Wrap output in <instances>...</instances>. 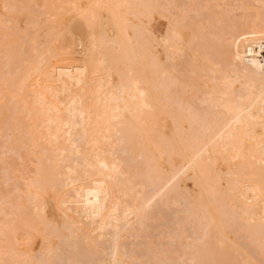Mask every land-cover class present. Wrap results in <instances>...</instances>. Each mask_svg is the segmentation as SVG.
I'll return each mask as SVG.
<instances>
[{
  "label": "bare ground",
  "instance_id": "6f19581e",
  "mask_svg": "<svg viewBox=\"0 0 264 264\" xmlns=\"http://www.w3.org/2000/svg\"><path fill=\"white\" fill-rule=\"evenodd\" d=\"M245 1L0 0V264H264Z\"/></svg>",
  "mask_w": 264,
  "mask_h": 264
},
{
  "label": "rangeland",
  "instance_id": "374dc122",
  "mask_svg": "<svg viewBox=\"0 0 264 264\" xmlns=\"http://www.w3.org/2000/svg\"><path fill=\"white\" fill-rule=\"evenodd\" d=\"M73 1H74L75 3H78L80 0H73ZM233 1H234V0H233ZM242 1H244V0H242ZM246 1H247V0H246ZM246 1H245V2H246ZM235 2H236V1H235ZM233 3H234V2H233ZM237 3H239V2H237ZM241 3H242V2L240 1V4H241ZM245 4H246V3H244V5H245ZM233 5H234V4H233ZM235 5H236V4H235ZM237 5H238V4H237ZM0 8H1V6H0ZM235 10H236L235 12L230 11V12H228L227 14H228V15H230V14H231V15H235V14H237V12H238V13H239L238 16H241V11L239 12L240 9H238V10L235 9ZM202 12H203V13H202V15H203L205 11H202ZM26 14H27V15H26ZM10 15H11V16H15V15H16V16H17V20H18L19 24H20L22 27H24V26H28V25H26V24L24 23V22L27 23V21H29V18H25L26 16L29 15L28 12H26V11L23 10V11H21L20 13H19V12H16V13H14V14H10ZM29 16H30V15H29ZM235 16H236V17H235ZM235 16H234L235 18L238 17L237 15H235ZM24 18H25V19H24ZM238 19L240 20L241 17H239ZM24 20H27V21H24ZM23 21H24V22H23ZM161 22H162V23H161ZM154 23H155V25L157 26V28H158L159 30H161V29H164L163 25L165 26V24H166V19H165V18H162V17H157V18L155 19ZM23 24H25V25H23ZM47 24H48V25H47ZM50 24H51V23H47V22H46V24L43 23V25H42L43 29L45 28V29H47V30H50V32H51L52 30H51V29H48V28L50 27ZM25 28H26V27H25ZM160 28H161V29H160ZM47 30H45V31H47ZM45 31H44V32H45ZM45 37H46V36H45ZM48 37H49V36H48ZM42 38H43V37H42ZM49 38H50V37H49ZM46 39H47V38H46ZM42 40H43V41H42ZM40 41H42L43 44L46 43V42L44 41V39H41ZM46 41H47V40H46ZM48 41H49V40H48ZM48 41H47V42H48ZM192 88H193V87H192ZM190 89H191V88H190ZM193 89H194V88H193ZM196 90H197V89H194V91H196ZM191 131H192V130H191ZM0 147H2V144H0ZM1 149L4 150L3 148H1ZM1 149H0V151H2ZM2 153H3V151L0 152V154H2ZM3 156H5V154L0 155V157H3ZM16 159H17V158H15V159L12 161L13 163L15 162V163H14L15 166H16V164L18 163V159H17V160H16ZM19 161H20V160H19ZM16 162H17V163H16ZM20 164H21V163H20ZM20 164H18V166H22V167H23V165H22V164L20 165ZM22 167H21V168H22ZM16 168H17V170H21L20 167H16ZM22 169H23V168H22ZM13 181H14V180L12 179V183H13ZM14 182H15V181H14ZM187 182H188V184H189V185H188V186H189L188 188H189V189H191V187L193 188V186H192L190 180H187ZM15 183H17V185L19 184L18 181H16ZM190 185H191V186H190ZM10 186H11V184H10ZM10 186H9V187H10ZM10 188H11V187H10ZM10 188H9V190H10ZM14 190H15V188H14V186L12 185V190H10V191H11V193H14V194H11V195H12V198H13V199H16L15 196H16L17 192L14 191ZM10 191H9V192H10ZM12 191H13V192H12ZM9 192H8V193H9ZM8 195H10V194H8ZM17 195H18V194H17ZM9 199H10V197H9ZM17 199H20V197H18ZM23 199H24V197H22V198L20 199L19 202H20L21 204L25 205L26 201L23 200ZM11 201L13 202V201H15V200H12V199H11ZM17 201H18V200H16L14 203H17ZM23 201H24L25 203H22ZM0 218H1V217H0Z\"/></svg>",
  "mask_w": 264,
  "mask_h": 264
}]
</instances>
